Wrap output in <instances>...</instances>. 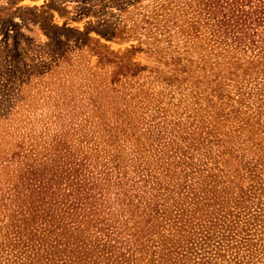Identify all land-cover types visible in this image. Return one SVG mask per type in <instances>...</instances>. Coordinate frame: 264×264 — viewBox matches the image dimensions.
Returning <instances> with one entry per match:
<instances>
[{
	"label": "rangeland",
	"instance_id": "rangeland-1",
	"mask_svg": "<svg viewBox=\"0 0 264 264\" xmlns=\"http://www.w3.org/2000/svg\"><path fill=\"white\" fill-rule=\"evenodd\" d=\"M200 11V0H0V194L21 202L12 188L25 167H120L128 177L131 167H146L178 188L185 165L172 155L171 126L196 142L201 132L215 135L211 152L188 160L205 168L193 175L200 195L168 200L186 209L175 231L210 214L199 197L213 200L211 191L228 208L250 183V163L264 177V105L249 92L255 68L243 58L210 67ZM211 88L220 89L208 99ZM233 107L251 123L236 133L235 118L224 116ZM9 222L0 205V244ZM94 231L82 235L86 253Z\"/></svg>",
	"mask_w": 264,
	"mask_h": 264
},
{
	"label": "trees",
	"instance_id": "trees-1",
	"mask_svg": "<svg viewBox=\"0 0 264 264\" xmlns=\"http://www.w3.org/2000/svg\"><path fill=\"white\" fill-rule=\"evenodd\" d=\"M200 6L213 57L210 67L224 60L238 65L240 58L254 66L256 76L250 80L249 92L258 95L254 102L261 110L264 0H200ZM211 81L219 80L214 76ZM219 89L203 90L207 92L204 97H214ZM217 100L223 103L220 95ZM239 114L240 108L233 107L224 115L235 118L234 133L251 125ZM258 114L259 121L261 112ZM170 128L172 155L185 165L184 182L171 190L158 173L146 167H131L133 177L122 173L120 167H25L21 185L12 188L21 202L12 204L10 195L0 194V205L7 209L10 220L5 225L6 241L0 244V264H264V177L256 172V163L246 170L249 185L232 195L228 208L223 207V198L211 191L213 200L199 197L210 214L194 215L195 219L188 220L192 225L175 231L186 209L181 201L169 208L168 200L171 193L193 200L200 195L193 175L205 168L193 167L188 160L193 151L205 149V156L211 152L215 135L201 132L196 142L178 134L174 126ZM157 170L168 173V167ZM223 181L230 184L233 180ZM110 188L115 189L112 201L107 196ZM90 225L97 235L87 241L86 253L82 235ZM58 246H72L70 254Z\"/></svg>",
	"mask_w": 264,
	"mask_h": 264
}]
</instances>
